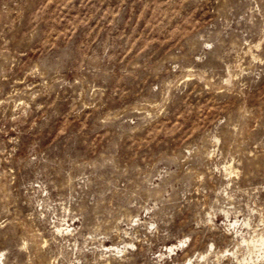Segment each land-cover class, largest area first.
Wrapping results in <instances>:
<instances>
[{"label":"rangeland","instance_id":"1","mask_svg":"<svg viewBox=\"0 0 264 264\" xmlns=\"http://www.w3.org/2000/svg\"><path fill=\"white\" fill-rule=\"evenodd\" d=\"M262 239L264 0H0V264H264Z\"/></svg>","mask_w":264,"mask_h":264},{"label":"bare ground","instance_id":"2","mask_svg":"<svg viewBox=\"0 0 264 264\" xmlns=\"http://www.w3.org/2000/svg\"><path fill=\"white\" fill-rule=\"evenodd\" d=\"M262 242H264V239H262ZM169 249H171V247H169Z\"/></svg>","mask_w":264,"mask_h":264}]
</instances>
